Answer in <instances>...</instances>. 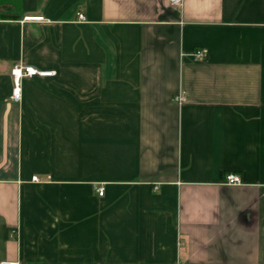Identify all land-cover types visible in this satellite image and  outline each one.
Returning a JSON list of instances; mask_svg holds the SVG:
<instances>
[{
    "label": "crops",
    "instance_id": "crops-1",
    "mask_svg": "<svg viewBox=\"0 0 264 264\" xmlns=\"http://www.w3.org/2000/svg\"><path fill=\"white\" fill-rule=\"evenodd\" d=\"M3 261L264 264V0H0Z\"/></svg>",
    "mask_w": 264,
    "mask_h": 264
},
{
    "label": "built area",
    "instance_id": "built-area-1",
    "mask_svg": "<svg viewBox=\"0 0 264 264\" xmlns=\"http://www.w3.org/2000/svg\"><path fill=\"white\" fill-rule=\"evenodd\" d=\"M171 4H179L181 0H170ZM79 18L83 19L84 16L82 13H79ZM206 52L205 48H197L194 50L191 55L195 59H201L204 57V54ZM51 71H46V70H38L32 65H26V64H14L11 69H10V74L12 77V90H11V95L10 97L13 100H19L21 97V86H20V81L23 76L26 75H34V74H49ZM33 180H38V177L36 175L32 176ZM225 182L227 183H240L241 178L239 174L237 173H228L225 176ZM103 186H98L97 191L99 194L103 193ZM1 264H14L12 261H3Z\"/></svg>",
    "mask_w": 264,
    "mask_h": 264
},
{
    "label": "rangeland",
    "instance_id": "rangeland-1",
    "mask_svg": "<svg viewBox=\"0 0 264 264\" xmlns=\"http://www.w3.org/2000/svg\"><path fill=\"white\" fill-rule=\"evenodd\" d=\"M26 76H31V75H26Z\"/></svg>",
    "mask_w": 264,
    "mask_h": 264
}]
</instances>
